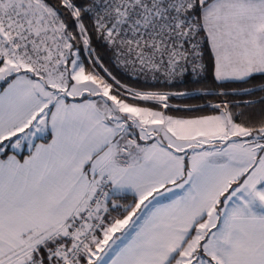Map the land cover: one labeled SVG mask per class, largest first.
I'll return each instance as SVG.
<instances>
[{
	"label": "snow or ice",
	"instance_id": "obj_1",
	"mask_svg": "<svg viewBox=\"0 0 264 264\" xmlns=\"http://www.w3.org/2000/svg\"><path fill=\"white\" fill-rule=\"evenodd\" d=\"M0 264H264V0H0Z\"/></svg>",
	"mask_w": 264,
	"mask_h": 264
},
{
	"label": "trees",
	"instance_id": "obj_2",
	"mask_svg": "<svg viewBox=\"0 0 264 264\" xmlns=\"http://www.w3.org/2000/svg\"><path fill=\"white\" fill-rule=\"evenodd\" d=\"M257 83H259L257 81ZM233 87L235 85H232ZM201 87H205L204 84L202 83H197L193 77L189 74L185 77H183L181 80H178L173 87L171 88L172 91L174 92H194L196 89L201 88ZM259 95V94H258ZM174 105L177 106H184V105H197L202 103L201 100L199 99H195V98H189V97H185L183 99L180 98H176L173 99L171 101ZM177 114H184L183 112L177 113Z\"/></svg>",
	"mask_w": 264,
	"mask_h": 264
}]
</instances>
